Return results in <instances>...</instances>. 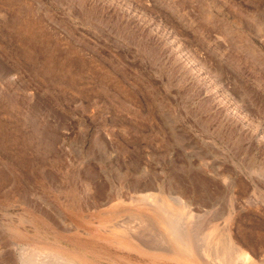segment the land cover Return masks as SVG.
<instances>
[{"label": "rangeland", "instance_id": "374dc122", "mask_svg": "<svg viewBox=\"0 0 264 264\" xmlns=\"http://www.w3.org/2000/svg\"><path fill=\"white\" fill-rule=\"evenodd\" d=\"M228 259L264 264V0H0V264Z\"/></svg>", "mask_w": 264, "mask_h": 264}, {"label": "bare ground", "instance_id": "6f19581e", "mask_svg": "<svg viewBox=\"0 0 264 264\" xmlns=\"http://www.w3.org/2000/svg\"><path fill=\"white\" fill-rule=\"evenodd\" d=\"M141 197V196H140ZM148 197V196H147ZM146 197V198H147ZM140 200H144V199H140ZM142 202V201H141ZM143 202H146V201H143ZM170 211V210H169ZM176 222V221H175ZM175 224V223H174ZM176 227V226H175ZM180 231V230H179ZM172 234V233H171ZM180 239V238H179ZM181 240V239H180ZM230 241H228V243H229ZM219 245V244H218ZM204 247V246H203ZM217 248V247H216ZM219 248V247H218ZM222 248V247H221ZM232 248H234L233 247V245L231 244V242H230V244H226V246H224L223 248H222V253H228V254H230L231 252H232ZM230 252V253H229ZM212 253V252H211ZM216 255H218V257H219V254L217 253ZM213 256H215V254L213 255ZM54 257V256H53ZM217 257V256H216ZM217 257V258H218ZM236 257V256H235ZM242 258H243V256H241ZM220 258V257H219ZM231 257H229V259H230ZM233 258V257H232ZM231 258V259H232ZM215 259V258H214ZM229 259H228V261L227 262H229ZM231 259H230V261H231ZM233 260V259H232ZM76 261V260H75ZM211 261V260H210ZM220 261H222V260H220ZM238 261V260H237ZM30 262V261H29ZM78 263V262H77ZM25 264V263H24ZM80 264V263H79ZM221 264V263H220ZM229 264H230V262H229ZM236 264V263H235Z\"/></svg>", "mask_w": 264, "mask_h": 264}]
</instances>
